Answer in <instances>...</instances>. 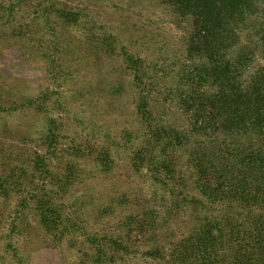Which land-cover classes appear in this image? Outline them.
I'll return each mask as SVG.
<instances>
[{
  "label": "rangeland",
  "instance_id": "rangeland-1",
  "mask_svg": "<svg viewBox=\"0 0 264 264\" xmlns=\"http://www.w3.org/2000/svg\"><path fill=\"white\" fill-rule=\"evenodd\" d=\"M252 1L244 79L264 67V0ZM178 6L0 0V264H166L216 216L190 165L202 137L179 104L185 70L205 59L188 57L193 17ZM163 130L181 134L170 180L141 159Z\"/></svg>",
  "mask_w": 264,
  "mask_h": 264
},
{
  "label": "trees",
  "instance_id": "trees-1",
  "mask_svg": "<svg viewBox=\"0 0 264 264\" xmlns=\"http://www.w3.org/2000/svg\"><path fill=\"white\" fill-rule=\"evenodd\" d=\"M176 1L193 17L187 55L205 59L185 70L179 104L188 113V132L202 137L189 151L190 165L200 194L217 214L177 243L166 264H264V67L243 78L256 48L241 36L256 4ZM254 36L264 57V24ZM180 135L151 132L152 145L141 154L143 161L151 159V178L171 179L163 173L175 171L166 148L175 147ZM154 150L160 159L154 160Z\"/></svg>",
  "mask_w": 264,
  "mask_h": 264
}]
</instances>
